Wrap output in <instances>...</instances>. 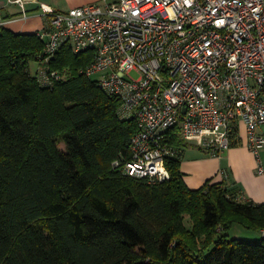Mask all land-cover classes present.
Returning <instances> with one entry per match:
<instances>
[{
  "label": "trees",
  "instance_id": "16d2710c",
  "mask_svg": "<svg viewBox=\"0 0 264 264\" xmlns=\"http://www.w3.org/2000/svg\"><path fill=\"white\" fill-rule=\"evenodd\" d=\"M43 49L0 25V264H264V202L212 179L190 188L182 150L167 180L126 173L137 121L86 74L93 50L66 43L46 62ZM43 65L61 79L42 84ZM169 141L184 145L178 127ZM235 224L262 240L230 239Z\"/></svg>",
  "mask_w": 264,
  "mask_h": 264
},
{
  "label": "built area",
  "instance_id": "2783aa9c",
  "mask_svg": "<svg viewBox=\"0 0 264 264\" xmlns=\"http://www.w3.org/2000/svg\"><path fill=\"white\" fill-rule=\"evenodd\" d=\"M25 8L29 0H6ZM38 8L44 24L43 61L66 43L93 50L85 72L101 73L100 88L120 99L118 115L135 118L126 173L150 183L171 177L166 160L190 143L212 155L232 147L245 124L247 145L259 156L264 135V0H113L56 10ZM0 14V25L3 24ZM42 84L61 76L40 69ZM179 129L184 143H170ZM185 146V147H184ZM119 165V161L115 162ZM258 172H264L259 161Z\"/></svg>",
  "mask_w": 264,
  "mask_h": 264
},
{
  "label": "crops",
  "instance_id": "0c3cea01",
  "mask_svg": "<svg viewBox=\"0 0 264 264\" xmlns=\"http://www.w3.org/2000/svg\"><path fill=\"white\" fill-rule=\"evenodd\" d=\"M40 1L49 3L56 10H68L84 3L102 0H29L25 5L28 13L30 10L37 9ZM19 11L23 12L19 5L8 4L6 0H0V14L4 20L1 25L9 27L5 21H15ZM29 18L28 14L24 20L28 21ZM12 24H17V22H11ZM257 131L264 135V124L260 125ZM239 136L241 144L232 146L228 151L218 156L209 154L197 143L188 144L183 150L181 163L187 185L192 189H198L207 180L212 179V182H225V184L237 188L239 196L243 200L264 202V172H258L259 161L264 169V147L260 149L259 156L250 149L247 145L248 137L245 124L240 125Z\"/></svg>",
  "mask_w": 264,
  "mask_h": 264
},
{
  "label": "rangeland",
  "instance_id": "374dc122",
  "mask_svg": "<svg viewBox=\"0 0 264 264\" xmlns=\"http://www.w3.org/2000/svg\"><path fill=\"white\" fill-rule=\"evenodd\" d=\"M112 1L113 0H102L100 2L102 4H105L106 2H112ZM28 14L30 16L28 21L24 20V13L19 11L18 17L15 19L17 24L11 25V22H15L14 20H7V22L5 21V23H7L8 26L11 27V29H13L14 31H18L19 33L20 32L22 33L36 32L38 29H40L39 27H42L44 24L43 16L41 15L39 8L35 10H30ZM31 66H32L33 73H36L37 72L36 69L37 67H39V63L32 62ZM44 66L45 65L41 66V69H43ZM101 75H102L101 73H95L93 75V78L99 79ZM60 147L61 149L66 148L64 143H61ZM228 233H229L230 239L237 238V239L246 240L250 242H259L262 240V234L260 231L246 228L245 226L241 224L233 225L232 228L228 231Z\"/></svg>",
  "mask_w": 264,
  "mask_h": 264
}]
</instances>
